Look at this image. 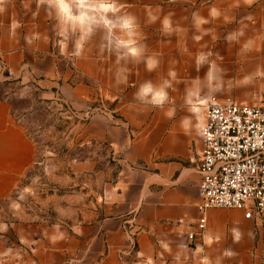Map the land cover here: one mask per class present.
Instances as JSON below:
<instances>
[{"label":"crops","instance_id":"0c3cea01","mask_svg":"<svg viewBox=\"0 0 264 264\" xmlns=\"http://www.w3.org/2000/svg\"><path fill=\"white\" fill-rule=\"evenodd\" d=\"M83 2L86 15L97 8L118 27L114 74L109 48L101 58L89 44L78 54L57 36L64 19L55 0H0V70L85 116L81 132L118 156V175L88 221L18 222L0 211V264H264V214L214 207L206 228L197 226L206 102L264 101V0ZM36 156L0 99V203Z\"/></svg>","mask_w":264,"mask_h":264},{"label":"rangeland","instance_id":"374dc122","mask_svg":"<svg viewBox=\"0 0 264 264\" xmlns=\"http://www.w3.org/2000/svg\"><path fill=\"white\" fill-rule=\"evenodd\" d=\"M72 9L84 19L77 21L70 8L68 12L62 9L64 21L57 36L78 54L89 44L101 58L102 46L109 48L110 55L106 52L105 57H109V71L114 74L112 68L119 56L112 31L118 30L117 25H109L106 19L102 22L97 8H89L88 15L86 8ZM85 28L91 31L78 51L77 41ZM108 30L110 37L103 41L102 32ZM43 89L0 73V99L11 103L37 148L34 165L11 197L0 203V211L6 219L18 222L72 225L88 221L100 213L104 189L118 175V156L106 144L87 139L80 130L86 117H79L61 96L44 97Z\"/></svg>","mask_w":264,"mask_h":264},{"label":"built area","instance_id":"2783aa9c","mask_svg":"<svg viewBox=\"0 0 264 264\" xmlns=\"http://www.w3.org/2000/svg\"><path fill=\"white\" fill-rule=\"evenodd\" d=\"M7 71L1 64L0 73ZM200 125L203 148L197 170L201 201L198 228L207 225L210 208H239L246 217L264 214V102L251 104L213 96ZM127 233L135 249L136 234ZM197 232L190 231L192 242Z\"/></svg>","mask_w":264,"mask_h":264},{"label":"clouds","instance_id":"9594fccd","mask_svg":"<svg viewBox=\"0 0 264 264\" xmlns=\"http://www.w3.org/2000/svg\"><path fill=\"white\" fill-rule=\"evenodd\" d=\"M41 2H43V0H41ZM55 2L65 11L68 12L69 8H70V4L65 2V0H55ZM250 2V0H249ZM72 7H75L77 10L83 9L85 7H90V5H85V3L83 2V0H72ZM3 11V8H0V12ZM75 19L77 21L84 19V17L82 15H77L75 17ZM75 30V29H73ZM83 31V35H81V37L79 38V40L77 41V49L78 51L82 49L83 47V43L87 37V34L91 31L90 28H85L82 30Z\"/></svg>","mask_w":264,"mask_h":264},{"label":"bare ground","instance_id":"6f19581e","mask_svg":"<svg viewBox=\"0 0 264 264\" xmlns=\"http://www.w3.org/2000/svg\"><path fill=\"white\" fill-rule=\"evenodd\" d=\"M105 6V5H104Z\"/></svg>","mask_w":264,"mask_h":264}]
</instances>
